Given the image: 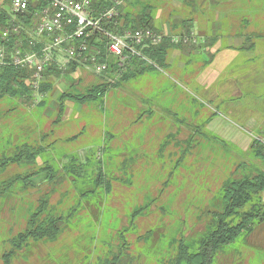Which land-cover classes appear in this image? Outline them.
<instances>
[{
	"label": "rangeland",
	"instance_id": "rangeland-1",
	"mask_svg": "<svg viewBox=\"0 0 264 264\" xmlns=\"http://www.w3.org/2000/svg\"><path fill=\"white\" fill-rule=\"evenodd\" d=\"M147 1L142 0L143 3ZM192 1L150 0L158 7L157 28H179L183 21L195 16L196 3H207L208 0ZM242 1L240 4H244ZM246 2L264 7V0ZM5 8L9 9L8 5ZM36 26L28 33L32 35ZM63 56V52H59L57 59ZM107 59L115 58L107 55ZM46 82L52 88L44 97L38 96L36 103L8 97L0 100V160L5 154L11 155L20 142H27L46 148L45 155L37 160L33 170L42 167L44 160L62 166L67 163L62 156L77 152L80 155L88 146L95 148L87 149V154H97L106 134L113 135L114 139L108 141V152L101 155L105 173L112 180V192L108 196L101 191L83 199L79 196L77 187L84 191L92 189L89 184L83 188L82 183H93V170L87 172L88 181L79 180L77 187L72 184L73 178L62 169L54 183L46 181V174H41L33 180L35 187L17 186L12 196L0 199V264H3V256L12 249V239L27 228L30 211L42 200L49 201L57 216H67L76 207L78 212L64 226L56 242L31 241L16 253L12 264H97L99 259L111 258L121 244L119 233L129 227L130 214L149 200L154 203L136 222L135 233L126 234L128 254L133 258L130 264H164L175 254L174 236L183 232L187 238H194L206 230L210 220L207 212L215 210L212 205L220 204L221 186L235 175L237 166L241 162L249 165L252 161L261 167L259 160L249 161L250 157H243L241 152H247L254 139L264 141V134L248 132L236 116L229 115L216 114L212 124L222 123L223 127L229 128L218 137L231 146V150L197 137L191 153L180 161L190 132L184 128L179 137L175 136L176 125L171 127L169 124L164 131H159L161 138L150 141L149 149H143L142 143L138 148L129 149L127 135L155 133L151 130L154 125L143 121L146 114L142 112L148 108L142 105V101L148 96L142 91V78L111 89L102 106L100 103L79 105L67 101L62 115L58 103L61 94L85 91L102 83L101 77L81 66L74 73L54 75ZM41 101H46V105L39 107ZM169 133L171 139L167 136ZM233 137L237 139H230ZM244 146L248 149L244 150ZM126 158H132L136 163L124 165ZM178 163L181 165L176 166ZM30 169L11 165L0 173V183L32 171ZM243 173L240 170L236 178L242 177ZM130 176L132 183H127ZM261 229L255 240L251 236L240 237L227 246L218 254L214 264H264V231Z\"/></svg>",
	"mask_w": 264,
	"mask_h": 264
},
{
	"label": "trees",
	"instance_id": "trees-1",
	"mask_svg": "<svg viewBox=\"0 0 264 264\" xmlns=\"http://www.w3.org/2000/svg\"><path fill=\"white\" fill-rule=\"evenodd\" d=\"M12 1L10 0L11 3ZM118 1H123V4L117 9L118 16L104 23L106 30L123 34L125 31L151 29L163 34L162 30L156 26L158 7L153 6L149 2L150 0L145 3L142 0H97L93 5L94 16L101 17L115 8ZM189 2L191 3V1ZM46 6L47 4L44 2L31 0L29 9L24 14H14L11 10L0 7V46L5 45L6 48L4 64H0V100L8 97L23 100L26 103H36L39 101L37 99L38 96L44 97L52 88V85L46 82L51 76L68 75L76 72L81 67L79 63L75 62L69 64L65 70H61L54 64L45 72V79L40 84V87L35 89L33 87L35 81L34 71L13 65L12 58L17 51H21L23 54L40 52L45 43H47L48 38H44L41 42H37L36 45H32L33 38L31 33H28L31 27L39 25L40 16H38V12ZM192 22V19H188L183 21V25L185 28L186 26L190 27L189 25ZM17 26L22 28L20 34L13 32L14 27ZM190 29H187V35L190 34ZM6 30L12 31L8 42L3 40V34ZM69 30L74 31V27H70ZM187 37H181L178 43L174 41L173 36L166 37L161 45L143 50V58L135 57L128 61L126 68L122 72H118L119 66L116 59L108 60L106 58L105 39L101 41L97 39L89 40V54L91 55L94 49H99L102 52L100 60L108 61L110 70L100 76L102 80L100 84L87 88L85 91L75 90L61 94L58 98L60 115L65 112V103L67 101L79 105L100 103L102 106L105 95L111 89L120 87L124 82L138 79L145 72L155 68L166 69L170 52L192 42L190 40L191 42L184 44V39ZM253 38H255V35H252L248 42H252ZM79 43L80 41H77V45ZM253 45L250 44L249 48H252ZM45 105L46 101H41L38 104L39 107ZM215 116L216 114L212 115V118ZM209 122L210 120L207 119L203 123L191 126L193 136L186 141V149L181 151L180 161L191 153L190 149L197 144L194 142L197 137L209 143L221 144L223 148L231 150V146L227 145L221 138L206 131ZM257 134L262 135L263 133L257 132ZM106 137L103 145L97 149V154H87L86 148L89 150L95 148L88 146L85 148L86 151L84 153L81 152L80 155L77 152L73 155L62 156L67 160V163L62 166L57 163L51 165L48 160H44L43 166L38 167L39 169L36 170H33V168L37 166V160L45 155L46 148L32 146L27 142L21 143L11 155L5 154L2 157L0 160V173L11 165L23 166L25 169L31 168L30 170L32 171H26L10 180L1 182L0 199L12 196L17 186H22L26 189L35 187L33 180L41 174H46V181L54 183L60 169L73 178L72 184L75 187L79 185L77 183L79 180L87 182V172L93 170V183H82L83 188L89 184L92 189L84 191L78 189V187L76 188L82 199L91 194L97 195L99 191L106 196L110 195L112 192V180L105 173V163L101 155L108 152V141L113 140L114 136L106 134ZM54 150L56 151V149ZM241 154H243V157L245 155L250 157L249 161L251 159L259 160L261 167H257L252 161L249 162V165L241 162L237 166L235 175L223 182L218 197L220 204L218 206L212 205L215 210H208L207 215L210 216V220L206 230L194 238H187L183 232L174 236L172 244L175 248V254L170 259H167L164 264H214L218 254L223 249L235 243L240 237L246 238L250 236L258 226L264 223V141L262 138L254 139L250 149L247 152H241ZM125 160L124 165L126 166L129 163H132V165L136 163L134 159L132 161V158H126ZM179 160L178 162H180ZM180 165L178 163L176 166ZM240 170L244 172L243 176L236 178V174ZM132 180L130 176L127 183H132ZM153 203V200H149L143 206L136 207L132 211L129 217V227L119 233L121 244L118 252L112 254L111 258L99 259L97 264H130L132 262L133 258L131 254H128L129 245L127 244L126 234L135 233L136 222L144 216ZM76 208L70 210L67 216L64 214L57 216L53 208L50 207L49 201L42 200L37 208L30 211V218L25 231L12 239V249L3 256V264H12L16 253L31 241L56 242L64 226L78 212V207Z\"/></svg>",
	"mask_w": 264,
	"mask_h": 264
},
{
	"label": "crops",
	"instance_id": "crops-1",
	"mask_svg": "<svg viewBox=\"0 0 264 264\" xmlns=\"http://www.w3.org/2000/svg\"><path fill=\"white\" fill-rule=\"evenodd\" d=\"M9 1L0 0V7L6 9L8 5L11 10ZM216 2L197 3L190 27L181 25L162 30L177 41L188 36L195 42L172 50L166 69L155 68L138 78L144 80L142 91L148 96L142 101L148 108L142 112L146 114L143 121L154 125L151 130L155 133L127 135L129 149L138 148L139 143L143 149H149L150 141L161 138L159 131H164L166 124L176 125L174 134L178 137L184 128L188 129L190 139L193 136L191 126L209 119L206 131L222 135L229 128L222 123L213 126L214 114L236 116L248 132L264 134V7L253 6L246 0L244 4H240V0ZM188 28H191L189 35ZM252 35L255 38L248 42ZM248 44L254 45L249 48ZM246 149L248 147L244 146ZM261 228L264 223L250 235L251 238L255 240Z\"/></svg>",
	"mask_w": 264,
	"mask_h": 264
},
{
	"label": "built area",
	"instance_id": "built-area-1",
	"mask_svg": "<svg viewBox=\"0 0 264 264\" xmlns=\"http://www.w3.org/2000/svg\"><path fill=\"white\" fill-rule=\"evenodd\" d=\"M44 2L47 6L38 12L40 23L31 37L32 45L41 42L44 38L50 41L45 43L40 52L23 54L17 51L13 58V65L28 68L34 71L33 87L38 89L44 81V74L52 65H57L65 70L71 63H79L98 76H102L110 70L108 61H101L102 52L89 54V40H106L107 55L117 60L118 72L124 71L128 61L142 56V51L150 47H157L169 35L159 34L151 29L138 31H125L123 34L115 33L104 28V23L118 16L117 9L123 4L118 1L116 7L106 12L101 17L94 16L93 5L97 0H35ZM125 1V0H124ZM31 0H13L11 11L14 14H24L28 11ZM74 27V31L69 28ZM21 27H14L13 32L21 33ZM11 30L3 34L4 42H8ZM195 42L193 38H185L184 43ZM77 41L80 43L77 45ZM178 42L177 40H174ZM59 52H63V58L57 59ZM6 58L5 45L0 46V64H4ZM145 59V58H144Z\"/></svg>",
	"mask_w": 264,
	"mask_h": 264
}]
</instances>
